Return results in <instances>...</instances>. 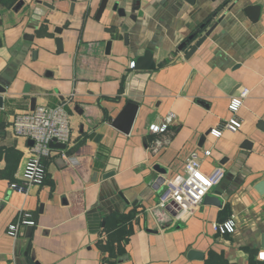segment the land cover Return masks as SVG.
Returning a JSON list of instances; mask_svg holds the SVG:
<instances>
[{"label":"crops","instance_id":"1","mask_svg":"<svg viewBox=\"0 0 264 264\" xmlns=\"http://www.w3.org/2000/svg\"><path fill=\"white\" fill-rule=\"evenodd\" d=\"M103 1L0 0V79L10 80L0 108V264H264V0H107L97 18ZM251 6H261L256 22ZM148 51L156 69L138 70ZM26 87L36 107L66 105L73 158L55 149L44 185L28 195L10 188L33 146L12 127L32 111ZM130 101L139 109L124 134L112 124ZM170 113L166 133L150 132ZM233 117L237 132L224 128ZM209 149L201 170L224 169L208 194L219 200L188 217L159 207L164 181ZM22 211L36 225L17 241L9 228ZM230 219L234 233L213 229Z\"/></svg>","mask_w":264,"mask_h":264},{"label":"built area","instance_id":"2","mask_svg":"<svg viewBox=\"0 0 264 264\" xmlns=\"http://www.w3.org/2000/svg\"><path fill=\"white\" fill-rule=\"evenodd\" d=\"M130 67L135 68V63ZM249 90H243L239 96L232 98L229 109L234 114L238 112L243 100L248 96ZM176 115L170 113L160 124H153L149 130L153 134H164L174 123ZM12 127L18 136L33 141L30 157L27 160L18 179L12 182L10 188L18 193L28 195L29 190L35 185H44L48 175V161L53 157L55 149L50 147L53 140L68 145L71 141V122L66 105L56 106L39 105L31 112L18 113L12 122ZM231 132H237L241 128V122L233 117L224 126ZM211 134L216 138L221 137V129H213ZM212 155V150H205L203 154L198 151L191 152L185 163L184 174L174 179L164 181V190L160 197L159 207L172 208L178 215L188 217L200 206L210 193L225 178L223 168H217L212 174L202 172V161ZM61 157L69 164L73 158L61 151ZM31 215L22 211L19 219L9 228V234L19 240L20 230L25 226H35ZM235 222L230 219L223 223H214L213 229L221 234L234 233ZM264 259V253L260 254Z\"/></svg>","mask_w":264,"mask_h":264},{"label":"water","instance_id":"3","mask_svg":"<svg viewBox=\"0 0 264 264\" xmlns=\"http://www.w3.org/2000/svg\"><path fill=\"white\" fill-rule=\"evenodd\" d=\"M71 1H75V0H71ZM187 3H189L190 5H195L197 0H184ZM107 6V0H104L103 3L101 4V7L98 11V15L97 18H100L101 15L103 14L105 8ZM261 11V6H251L248 7L247 9H245V13L249 16V18H251L252 21L256 22L257 21V14H260ZM119 13H122V10H119ZM223 18L220 19V21H222ZM219 21V22H220ZM217 23L212 26L207 32L206 34L201 37V39L199 41L196 42V44L190 49V51L187 53L186 55V59H189L194 52L197 50L198 47H200L205 40L212 34V32L214 31V29L216 28ZM204 28V26L202 27ZM196 35H193L192 37H190V40L194 39ZM125 39H127V36L125 37ZM58 46H59V50H62V39H58ZM136 68L138 70H146V71H152L156 69V65L153 62V54L152 52L148 51L145 53V55L143 57H140L137 62H136ZM9 79L8 77L4 76L3 79H0V108L4 106V96L7 93V89L6 86L9 85ZM24 94L26 96V98L30 99L31 101V105L32 108L31 110L34 111L36 108V102L37 99L34 97H31L29 94V87L25 88ZM138 109H139V105H137L136 103H133L132 101L128 102L126 104V106L124 107V109L122 110V112L119 114V116L114 120L112 126L116 129H118L119 131H121L124 134H130L133 124L135 122L137 113H138ZM33 144V141H31ZM246 145H249V142L245 143ZM50 147L53 149H59V150H66L67 149V145L66 144H61L58 143L57 140H53L50 143ZM115 173H108L104 176V180H107L109 178H111ZM257 191L260 194H264V182H261L258 186H257ZM119 198H124L122 194H118ZM215 199L213 197L207 196L205 200L207 199ZM219 199H215V201H218ZM222 201H220L221 203ZM104 217H109L108 215H104ZM262 247L264 248V236L262 239ZM189 258L192 259H201L202 258V254L198 253L197 251H191L189 253Z\"/></svg>","mask_w":264,"mask_h":264}]
</instances>
